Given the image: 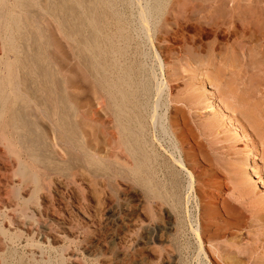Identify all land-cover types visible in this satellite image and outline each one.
Instances as JSON below:
<instances>
[{"label": "rangeland", "instance_id": "1", "mask_svg": "<svg viewBox=\"0 0 264 264\" xmlns=\"http://www.w3.org/2000/svg\"><path fill=\"white\" fill-rule=\"evenodd\" d=\"M114 1L132 30L131 61L145 77L163 80L155 118L154 96L145 112L152 189L127 175L134 161L112 139L116 128L89 90L73 115L82 151L53 135L30 90L0 121V264H264V0L235 8ZM145 3L156 6L147 34L135 20ZM32 18L31 44L40 54L49 50L48 63L58 67L59 42L45 49L38 40L37 24L52 19ZM69 87L75 97L79 91ZM174 159L192 176L193 199ZM228 202L240 214L229 212Z\"/></svg>", "mask_w": 264, "mask_h": 264}, {"label": "bare ground", "instance_id": "2", "mask_svg": "<svg viewBox=\"0 0 264 264\" xmlns=\"http://www.w3.org/2000/svg\"><path fill=\"white\" fill-rule=\"evenodd\" d=\"M136 2L138 3V0ZM191 2L196 5V8L199 4L204 2H210L211 4L221 3L222 7L229 5L231 2L232 7L235 8L239 3H245V5L243 4L244 7H246V5L249 6L248 4L253 1L191 0ZM116 3L117 1L114 0H0V46L3 50V55L0 57V67L5 71V75H2L0 71V121L9 103L12 102L15 104L17 101L23 102L24 98L25 100L28 98V94L31 95L30 90H32L39 114L50 123L53 135H58L62 142L80 150L83 147H81L82 143L79 140V125L73 120V115L77 112L78 105L83 96L85 93L88 94L89 90V92L92 93V95H90L91 99L94 98L96 101L101 100V102L98 103L104 104L106 110L103 112L109 116L110 120L108 121L113 123L116 128L117 133L114 132L116 136H112V139L121 147L123 146V149L128 151L132 161H134L132 165L126 169L127 175L137 183L146 186L145 188L148 187V189H152L150 187V177L148 176V179L146 178L147 175L145 176L146 173H149L150 176L153 174L147 155L145 154L146 152L148 153V151L144 153L143 150V148H146L143 147V141L147 133V124H149L145 122L147 120L145 119V112L147 113V108H150V102L154 96L155 103L154 101L152 102L154 107L150 118H155L154 110L157 107L156 103L160 93H162L164 85L162 78L156 79L157 77L154 73V78L151 77L155 79L153 85V82L150 81L151 78L145 77L146 72L140 65L141 63L137 62L133 64L131 61L132 58L130 57L131 55H129L128 49L131 45L132 39L130 31L132 30H130L131 28L129 29V20H125L124 17L119 14ZM131 3L132 2H130L129 5H131ZM156 4L157 3H155V5ZM148 5L150 6H147L146 3L143 6L138 4L137 14L135 16L137 26L139 28L143 27V32L145 34H147V28L145 29L144 24L151 19L156 10V6L154 9L151 4ZM230 9L229 11L231 12ZM232 10L234 11L233 8ZM40 15L44 17L48 16L53 21V23H51L48 21L50 19L43 20L42 18L43 26L37 24V32L38 40L41 44L45 45V49H50L52 39L57 40V43L59 42L58 46L61 48L63 59L59 61L58 67L54 65L51 66L48 63L49 56H51V53L48 54L49 50H45L44 52L42 50L40 54V50H36L31 44V29L35 24L32 17L35 16L37 18ZM45 24L47 26L49 25L48 29ZM135 45V50L137 51L138 44ZM42 53H44V57ZM137 55H139V52ZM158 63H160L161 66L160 60ZM70 84L79 91L78 94H76L75 91V97H71V95L67 93V88H70ZM70 93L72 92L70 91ZM87 94L85 96H87ZM195 101L196 100H194V102ZM24 105L26 104L24 103ZM151 109L152 108H150V110ZM36 112L38 111L36 110ZM97 113L98 112H96V115ZM8 114L12 115L11 112ZM98 116L100 115L98 114ZM100 123L103 127L104 122ZM132 127H134V129H132ZM136 133L140 135L139 139ZM148 135L146 134V136ZM84 146L86 147V145ZM88 160L96 161L91 157L88 158ZM174 163L178 164L180 169H183L189 176L187 185L188 196H186L190 199L194 192L192 176L186 169V164L184 165L180 159H174ZM20 173L23 176H27L28 170L22 168ZM185 178H187V176ZM158 181H155V183L158 184ZM161 185H163V183H161ZM167 195L168 194H166V196ZM159 200L163 199L161 198ZM140 202L142 203V201ZM159 202L163 204L162 201ZM227 206L229 212L240 214L231 203L228 202ZM194 229V233L197 235L196 239L199 243V252H201L202 245L198 230L196 228ZM230 257V253H227L226 259L230 260ZM233 263L237 264L238 261H234Z\"/></svg>", "mask_w": 264, "mask_h": 264}, {"label": "crops", "instance_id": "3", "mask_svg": "<svg viewBox=\"0 0 264 264\" xmlns=\"http://www.w3.org/2000/svg\"><path fill=\"white\" fill-rule=\"evenodd\" d=\"M241 212V211H240Z\"/></svg>", "mask_w": 264, "mask_h": 264}]
</instances>
